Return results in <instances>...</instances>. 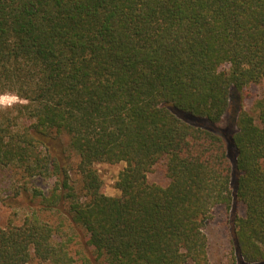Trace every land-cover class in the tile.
<instances>
[{"label":"trees","instance_id":"obj_1","mask_svg":"<svg viewBox=\"0 0 264 264\" xmlns=\"http://www.w3.org/2000/svg\"><path fill=\"white\" fill-rule=\"evenodd\" d=\"M259 83L264 0H0V96L18 98L0 104V169L55 178L0 226V264H77L66 227L84 264H207L205 223L234 201V248L264 264V96L238 95ZM101 162L125 164L118 195Z\"/></svg>","mask_w":264,"mask_h":264},{"label":"rangeland","instance_id":"obj_2","mask_svg":"<svg viewBox=\"0 0 264 264\" xmlns=\"http://www.w3.org/2000/svg\"><path fill=\"white\" fill-rule=\"evenodd\" d=\"M240 94V102L243 106L250 108L254 100L264 96V84H255L245 87ZM18 101V98L12 94H3L0 96L1 105H9ZM232 115V114H231ZM231 115L226 114L222 123L226 125ZM229 125V124H228ZM77 161L72 156V162ZM123 162L96 163L95 168L102 180V189L107 195H118L119 192L114 187L117 175L124 167ZM151 182L164 184L166 182L165 174L160 167H155L148 173ZM55 178H24L21 172L12 168L0 169V226H6L9 222L19 225L26 213L34 208V204L39 201L35 197L36 190L44 195H48L54 186ZM70 183L75 190L79 191V177L75 172L70 173ZM22 193L17 194L18 191ZM30 200V202H29ZM244 214V206L240 202L234 201L230 208L217 206L214 208L212 216L206 221L204 231L208 239V263L207 264H262L246 263L238 255L232 243V234L235 216ZM50 222H58V217L53 214H43ZM66 237L70 239V248L77 264H84L85 252L82 245V239L86 238L84 231H74L64 228ZM27 264H49L48 262L33 259Z\"/></svg>","mask_w":264,"mask_h":264}]
</instances>
